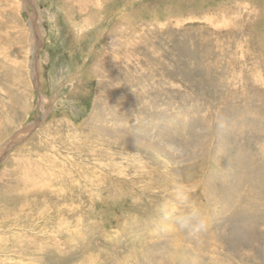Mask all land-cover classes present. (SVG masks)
Instances as JSON below:
<instances>
[{
    "label": "rangeland",
    "instance_id": "374dc122",
    "mask_svg": "<svg viewBox=\"0 0 264 264\" xmlns=\"http://www.w3.org/2000/svg\"><path fill=\"white\" fill-rule=\"evenodd\" d=\"M0 264H264V0H0Z\"/></svg>",
    "mask_w": 264,
    "mask_h": 264
},
{
    "label": "clouds",
    "instance_id": "9594fccd",
    "mask_svg": "<svg viewBox=\"0 0 264 264\" xmlns=\"http://www.w3.org/2000/svg\"><path fill=\"white\" fill-rule=\"evenodd\" d=\"M181 201L188 209L180 215L174 217L175 222L182 230H186L189 234L195 235L206 228V220L199 209L195 208L190 201V193L183 186L176 189ZM167 218L168 213H165Z\"/></svg>",
    "mask_w": 264,
    "mask_h": 264
},
{
    "label": "bare ground",
    "instance_id": "6f19581e",
    "mask_svg": "<svg viewBox=\"0 0 264 264\" xmlns=\"http://www.w3.org/2000/svg\"><path fill=\"white\" fill-rule=\"evenodd\" d=\"M80 1V0H79ZM84 35L82 34V36H80V37H83Z\"/></svg>",
    "mask_w": 264,
    "mask_h": 264
}]
</instances>
